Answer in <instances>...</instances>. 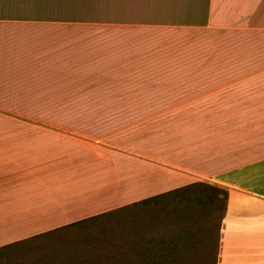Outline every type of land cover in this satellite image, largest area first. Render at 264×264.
Listing matches in <instances>:
<instances>
[{"label":"crops","instance_id":"obj_1","mask_svg":"<svg viewBox=\"0 0 264 264\" xmlns=\"http://www.w3.org/2000/svg\"><path fill=\"white\" fill-rule=\"evenodd\" d=\"M196 182L264 264V0H0V264H208Z\"/></svg>","mask_w":264,"mask_h":264},{"label":"rangeland","instance_id":"obj_2","mask_svg":"<svg viewBox=\"0 0 264 264\" xmlns=\"http://www.w3.org/2000/svg\"><path fill=\"white\" fill-rule=\"evenodd\" d=\"M49 115L53 117L52 119H55L56 117L71 116V114ZM147 115L150 114H146V116ZM165 131L167 132V129H165ZM161 136L162 138H167V133L164 135L161 134ZM129 172H131V169ZM150 177V175H146L145 182H149L151 179ZM194 185L197 187L191 190L183 189L170 194L156 197L145 196L140 199L165 204L173 202L182 203L180 205H174L173 207L166 205L160 210L149 209L148 211L151 213L161 212V215L172 219L186 218L187 225H176V228L181 226V228H185L184 232H187L188 234L202 233L205 240L204 243L208 246V264H213L215 245L218 240L219 221L223 210L224 190L208 182H196ZM137 193L132 195H140Z\"/></svg>","mask_w":264,"mask_h":264}]
</instances>
